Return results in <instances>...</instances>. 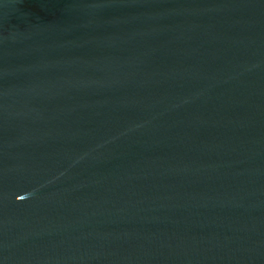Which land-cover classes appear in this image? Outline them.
I'll use <instances>...</instances> for the list:
<instances>
[{
    "label": "water",
    "instance_id": "obj_1",
    "mask_svg": "<svg viewBox=\"0 0 264 264\" xmlns=\"http://www.w3.org/2000/svg\"><path fill=\"white\" fill-rule=\"evenodd\" d=\"M0 264H264V0H0Z\"/></svg>",
    "mask_w": 264,
    "mask_h": 264
}]
</instances>
